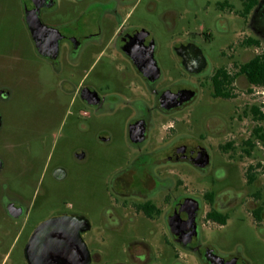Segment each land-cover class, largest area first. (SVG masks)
I'll return each mask as SVG.
<instances>
[{
	"label": "flooded vegetation",
	"instance_id": "obj_1",
	"mask_svg": "<svg viewBox=\"0 0 264 264\" xmlns=\"http://www.w3.org/2000/svg\"><path fill=\"white\" fill-rule=\"evenodd\" d=\"M84 1L89 4L71 15L72 24L64 32L44 20L55 10V0H23L22 12L36 55L65 75L62 92L67 109H76L83 117H89L86 109L125 116L123 139L114 140L105 131L96 138L98 146L115 149L118 161L109 181L110 201L102 212L103 225L110 231L130 225L136 231L126 259L114 264H152L165 252L171 258L168 264H187L181 261L183 252L195 264L240 261L237 256H221L213 245L203 242L200 226H225L238 209L244 216L239 221L246 218L256 229H263L264 44L240 27L232 32L234 40L219 48L216 64L194 40L173 48L174 63L167 69L150 33L132 23L141 0ZM238 2V7L228 1L216 4L220 13L217 33L229 32L228 20L246 22L247 0ZM170 14L174 16L167 11L163 20L172 31L176 20ZM30 18L42 26L35 38ZM197 37L212 43L204 25L199 26ZM55 39L58 50L53 56ZM103 57L111 68L112 83L106 81L108 74L100 64ZM9 98L10 91L1 85L0 133L5 125L2 104ZM74 158L83 162L87 154L81 150ZM232 164L244 178L241 190L225 182ZM184 166L194 173V180ZM3 169L0 159V173ZM52 175L63 179L65 172L57 167ZM201 180L206 184L201 185ZM27 219L19 193L0 181V264H6L9 252L17 249L22 221ZM140 226L149 231L138 234ZM90 229L86 218L70 212L39 221L26 239L25 264H40L38 255L47 251L49 242L58 241L66 248L69 239L82 238ZM153 237L161 241L158 249L151 243ZM83 247L85 260L77 253L71 260L64 253L50 264L92 263L96 258Z\"/></svg>",
	"mask_w": 264,
	"mask_h": 264
},
{
	"label": "rangeland",
	"instance_id": "obj_2",
	"mask_svg": "<svg viewBox=\"0 0 264 264\" xmlns=\"http://www.w3.org/2000/svg\"><path fill=\"white\" fill-rule=\"evenodd\" d=\"M224 1L239 5L238 0H141L133 11L132 23L150 33L158 45V58L167 69L174 63L173 48L194 40L216 64L219 48L234 40L232 32L240 27L245 28L248 37L264 44V0H258L245 23L228 20L229 32L223 34L217 33L215 23L220 15L216 4ZM22 2L0 0V52L3 53L0 86L10 91V98L2 104L5 125L0 133V159L4 169L0 181L19 193L28 213V219L22 221V238L17 249L9 252L6 264H14L15 260L25 264L23 249L34 225L60 212L76 213L90 223L91 229L81 238L89 255L96 258L90 264L124 261L136 231L130 225L119 231H110L103 225L102 212L110 201L109 181L118 161L115 149L98 146L96 138L105 131L114 140L123 139L125 116L110 112L95 114L86 109L89 117H83L76 109H67L62 92L65 75L36 55L23 20ZM87 4L84 0H55V10L44 16V20L64 32L72 24L71 15ZM152 8L154 11H150ZM167 11L176 20L172 31L163 20ZM200 25L212 36L211 44L197 37ZM101 63L108 74L106 81L112 83L107 59L103 57ZM81 150L87 154L83 162L74 158ZM57 167L65 172L63 179L53 177ZM184 169L189 179L194 180L190 168L184 166ZM228 176L226 184L236 190L244 188V178L235 165L228 169ZM199 182L206 184L205 180ZM260 184L264 185V177ZM239 217L244 216L236 209L225 226L202 224L201 240L213 245L225 258L233 255L246 264H264V226L262 230L256 229L248 219L239 221ZM147 231V227L140 226L138 234ZM151 243L157 249L161 245L158 237H153ZM164 255L155 258L152 264H168L170 255L168 252ZM181 261L195 264L185 252Z\"/></svg>",
	"mask_w": 264,
	"mask_h": 264
},
{
	"label": "water",
	"instance_id": "obj_3",
	"mask_svg": "<svg viewBox=\"0 0 264 264\" xmlns=\"http://www.w3.org/2000/svg\"><path fill=\"white\" fill-rule=\"evenodd\" d=\"M30 30L31 33L33 35V38H35V33L37 32V30L41 31L42 30V26L40 24H37V20L35 18H30ZM52 31V33L55 34V36H58V33L56 30H49ZM58 50V39L54 40V45L51 48V51L53 52V56L57 53ZM180 57L184 58L183 55H180ZM49 245L46 246L47 251L40 253L38 255V261L40 264H50L51 262H53V260L55 258H60L61 254H66L69 258H71V260L74 258V253L80 254L83 257V260H85L86 258V254H85V250H84V243L82 241V239L80 238V236H77L75 238H71L67 241V247L66 248H62L63 245L62 243L58 242V241H51L48 243ZM30 245V243H29ZM40 249H42V245H40ZM225 264H243L241 261L237 260V259H232L230 260L228 263Z\"/></svg>",
	"mask_w": 264,
	"mask_h": 264
},
{
	"label": "trees",
	"instance_id": "obj_4",
	"mask_svg": "<svg viewBox=\"0 0 264 264\" xmlns=\"http://www.w3.org/2000/svg\"><path fill=\"white\" fill-rule=\"evenodd\" d=\"M258 0H247V5H246V13L249 14L250 11L257 5ZM251 70V73L254 74V65H252L251 67H249ZM262 76H263V83H264V63L262 64Z\"/></svg>",
	"mask_w": 264,
	"mask_h": 264
}]
</instances>
